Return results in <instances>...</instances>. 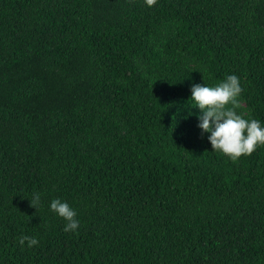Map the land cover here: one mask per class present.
<instances>
[{"label": "trees", "instance_id": "obj_1", "mask_svg": "<svg viewBox=\"0 0 264 264\" xmlns=\"http://www.w3.org/2000/svg\"><path fill=\"white\" fill-rule=\"evenodd\" d=\"M228 75L264 126V0H0V264H264V146L191 100Z\"/></svg>", "mask_w": 264, "mask_h": 264}, {"label": "clouds", "instance_id": "obj_2", "mask_svg": "<svg viewBox=\"0 0 264 264\" xmlns=\"http://www.w3.org/2000/svg\"><path fill=\"white\" fill-rule=\"evenodd\" d=\"M156 3L157 0H145L148 7ZM241 93L240 80L236 75H228L214 86L193 84L191 87V100L202 113L198 117V127L202 133H210L208 140L212 151L228 157L232 162L242 156H250L258 147L264 146V126L261 122L237 112ZM39 200V194H34L30 200L31 206L37 209ZM50 210L65 220V232L75 231L79 227L77 213L67 202L53 199ZM26 241L30 248L39 243L35 237L22 236L19 244L23 246Z\"/></svg>", "mask_w": 264, "mask_h": 264}]
</instances>
